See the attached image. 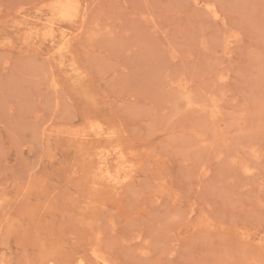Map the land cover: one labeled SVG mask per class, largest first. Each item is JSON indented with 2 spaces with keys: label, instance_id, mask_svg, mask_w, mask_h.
Returning <instances> with one entry per match:
<instances>
[{
  "label": "rangeland",
  "instance_id": "374dc122",
  "mask_svg": "<svg viewBox=\"0 0 264 264\" xmlns=\"http://www.w3.org/2000/svg\"><path fill=\"white\" fill-rule=\"evenodd\" d=\"M49 262L264 264V0H0V264Z\"/></svg>",
  "mask_w": 264,
  "mask_h": 264
},
{
  "label": "bare ground",
  "instance_id": "6f19581e",
  "mask_svg": "<svg viewBox=\"0 0 264 264\" xmlns=\"http://www.w3.org/2000/svg\"><path fill=\"white\" fill-rule=\"evenodd\" d=\"M218 15V14H217ZM104 263V262H103ZM48 264H53L52 262H49ZM102 264V263H101ZM106 264V263H105Z\"/></svg>",
  "mask_w": 264,
  "mask_h": 264
}]
</instances>
